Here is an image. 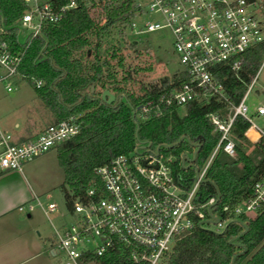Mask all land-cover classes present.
I'll return each instance as SVG.
<instances>
[{"label": "built area", "instance_id": "built-area-1", "mask_svg": "<svg viewBox=\"0 0 264 264\" xmlns=\"http://www.w3.org/2000/svg\"><path fill=\"white\" fill-rule=\"evenodd\" d=\"M22 1L23 8L12 20L6 22L0 12V83L7 91L25 77L19 64L30 40L43 27L61 23L67 10L81 2L86 7L93 2ZM133 3L126 30L138 34L167 28L177 62L187 74L186 80L161 94L157 102L152 104L147 100L140 104L136 116L159 114L160 102L181 106L197 94L215 95L223 100L224 106L218 111L220 115L208 113V117L219 131V137L201 167L186 166L194 169L189 185H184L181 177L173 173L172 156L160 150L163 143L152 145L148 140H136L131 150L116 153L108 161L94 166L83 191L69 194L68 211L72 220L61 223L59 228L53 226L50 253L56 256L57 264L96 261L97 256L117 242L133 246L132 260L155 264L171 249L175 239L194 225L220 231L232 218L240 214L251 216L264 204V171L254 179L246 197L232 205L221 206L219 211L223 215L211 211L214 196L209 195L202 201L197 199L198 183L218 147L229 155L234 152L229 128L235 115L243 116L248 127L264 136V127L258 126L247 114L244 101L254 76L234 103L213 73V67L226 65L236 74L244 60L243 52L264 39V0H133ZM96 5L100 8L97 2ZM10 28L16 32L12 40L6 37ZM28 81L34 87L42 84L40 78L32 75ZM253 111L264 117V103L255 105ZM76 117L69 114L47 123L18 141L0 126V168L20 170L25 161L74 135L79 129ZM192 152L183 153L190 157ZM181 154L182 165L188 161H181ZM35 206L44 213L57 208L54 201L43 204L34 194L17 208L28 212Z\"/></svg>", "mask_w": 264, "mask_h": 264}, {"label": "trees", "instance_id": "trees-1", "mask_svg": "<svg viewBox=\"0 0 264 264\" xmlns=\"http://www.w3.org/2000/svg\"><path fill=\"white\" fill-rule=\"evenodd\" d=\"M103 12L102 22L93 20L85 4L69 9L59 24L47 25L35 35L24 49L19 70L28 81L30 75L42 80L33 88L48 107L56 121L69 114L77 115L78 131L55 143L57 163L62 171L59 188L65 205L70 208L69 194L83 191L92 168L108 161L119 152L133 148L136 140H148L170 154L173 173L184 185L194 178L193 167L180 164V154L191 153L195 145L193 164L204 163L216 144L219 131L214 129L208 113L222 110L223 100L215 95H195L181 106L158 104L160 113L136 116V108L147 100L157 102L187 79L184 69L143 79L136 75L143 67L125 61L123 48H135L123 32L132 15L133 0H97ZM22 0H0V12L6 22L23 8ZM117 25L113 38L102 36V31ZM120 26V27H119ZM10 28L7 38H15ZM103 38V41H102ZM136 50V49H135ZM264 53V39L243 52V63L235 74L226 65L213 67L228 99L236 103L254 76ZM29 82V81H28ZM114 93L107 103L100 98L101 89ZM248 121L241 115L233 117L230 136L233 154L219 146L198 183V200L212 195L217 200L211 206L218 215L223 204L232 205L246 197L254 179L264 171V136L250 141L244 134ZM181 136L186 137L178 140ZM223 215V214H221ZM246 229L241 232L242 225ZM234 238L241 246L230 243ZM133 246L115 243L114 247L97 256L99 264H146L130 257ZM264 264V204L251 216L243 214L229 220L218 232L200 225L181 233L171 249L163 254L165 264Z\"/></svg>", "mask_w": 264, "mask_h": 264}, {"label": "rangeland", "instance_id": "rangeland-1", "mask_svg": "<svg viewBox=\"0 0 264 264\" xmlns=\"http://www.w3.org/2000/svg\"><path fill=\"white\" fill-rule=\"evenodd\" d=\"M92 1L91 5L87 3L88 8H86L91 16H93L94 21L102 22L103 12L96 5L97 0ZM116 30L117 25H112L107 30L102 31V36L110 37L111 39L116 34ZM122 30L125 33V37L127 33L129 34L127 41L134 42L135 46V48L122 49L125 61L143 67L136 75H142L143 79H148L170 73L181 67L172 50L171 35L167 28H157L138 34L128 32L126 27ZM261 57V62L254 74V79L245 95L244 101L247 105V114L251 116L258 126L264 127V117L256 115L253 111L255 105L264 103V53ZM31 117L34 118H32V122L28 123L31 124L30 131L40 129L45 124L50 123L53 118L50 109L37 96L32 84L25 79H19L16 86L12 90L7 91L0 83V126L13 133L19 128L13 126L14 122H17L19 126L26 120L31 119ZM137 117L139 116L137 115ZM51 148H54V146ZM52 151L54 153V149H50L49 153L52 154ZM47 157H44L46 160H43V158L39 159L40 162L33 168V173L38 183L46 188L44 193L38 195L40 201L43 204L49 200L54 201L57 208L50 213L49 218L42 213L39 206H35L32 211L33 216L39 221H37L38 223L35 228L39 233L38 239L44 241V244L47 245L44 249L50 258V264H57L56 256L51 255L49 252L54 237L53 226L59 228L61 223H69L73 217L65 205L62 191L59 188V183L62 180V171L57 163V159L54 158V162H51L50 158ZM42 160L43 162H41ZM20 213L24 214L25 211L21 210ZM214 214L218 213L214 212ZM210 226L213 225L210 224ZM34 233L36 234V232ZM40 241L39 244L41 245ZM45 245L42 246L45 247ZM84 264L99 263L97 261H89ZM155 264H165V262L162 258H159Z\"/></svg>", "mask_w": 264, "mask_h": 264}, {"label": "crops", "instance_id": "crops-1", "mask_svg": "<svg viewBox=\"0 0 264 264\" xmlns=\"http://www.w3.org/2000/svg\"><path fill=\"white\" fill-rule=\"evenodd\" d=\"M32 118L34 117L19 126L17 122L13 123V126L19 127L11 132L14 140L25 139L38 130L30 131L31 124L28 123L32 122ZM244 134L250 141H256L260 136L252 127H247ZM50 149H54V153L53 151L52 154L49 153ZM43 156H48L47 158L54 162L55 148H49L25 161L20 170L0 168V264H50L51 262L44 249L47 245L38 239L39 233L35 228L39 221L33 216V209L21 214V210L17 208L18 205L28 201L31 195L38 196L46 191L33 173V168L40 162L39 159L46 160ZM42 213L49 218L52 212L44 213L42 210Z\"/></svg>", "mask_w": 264, "mask_h": 264}, {"label": "water", "instance_id": "water-1", "mask_svg": "<svg viewBox=\"0 0 264 264\" xmlns=\"http://www.w3.org/2000/svg\"><path fill=\"white\" fill-rule=\"evenodd\" d=\"M99 96H100V98L101 99H103L105 102H107V103H109V102H111L113 99H114V93H112L110 90H108V89H106V88H103V89H101V91H100V93H99ZM182 138H184V139H186V137H184V136H181L178 140H181ZM163 145L165 146V147H169V146H171L172 144H166V143H163ZM198 144H196L195 145V148H194V150H193V152H192V155L190 156V157H187V155L185 154V153H182L181 154V161H183V160H187L188 162L187 163H185V164H182V166H188V165H194L193 163H192V160H193V157H194V153H195V151L197 150V148H198ZM144 161V160H143ZM195 170H196V168H195ZM217 200V197H216V199H215V201ZM241 225H242V230H241V232H243L245 229H246V225L244 224V223H241ZM221 231V230H220ZM220 231H218V232H220ZM230 243H232V244H236V245H238V246H241L239 243H237V242H235L234 241V238L232 237V238H230L229 240H228ZM244 250V248L241 246V249H240V251H238V252H241V251H243ZM232 260H233V257H231V261H230V264H232Z\"/></svg>", "mask_w": 264, "mask_h": 264}]
</instances>
